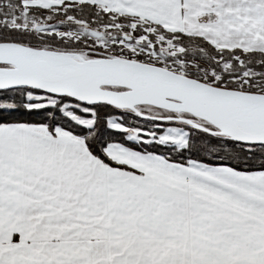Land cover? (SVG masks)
I'll use <instances>...</instances> for the list:
<instances>
[{
    "label": "snow or ice",
    "instance_id": "snow-or-ice-1",
    "mask_svg": "<svg viewBox=\"0 0 264 264\" xmlns=\"http://www.w3.org/2000/svg\"><path fill=\"white\" fill-rule=\"evenodd\" d=\"M0 264H264V0H0Z\"/></svg>",
    "mask_w": 264,
    "mask_h": 264
}]
</instances>
